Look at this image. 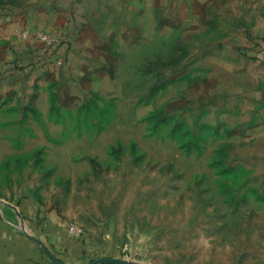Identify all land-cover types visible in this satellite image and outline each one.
I'll return each instance as SVG.
<instances>
[{
	"label": "rangeland",
	"instance_id": "rangeland-1",
	"mask_svg": "<svg viewBox=\"0 0 264 264\" xmlns=\"http://www.w3.org/2000/svg\"><path fill=\"white\" fill-rule=\"evenodd\" d=\"M24 2L0 0V62ZM154 28L111 27L110 78L53 92L46 118L0 96V200L44 195L127 264H264V67L233 26Z\"/></svg>",
	"mask_w": 264,
	"mask_h": 264
},
{
	"label": "crops",
	"instance_id": "crops-1",
	"mask_svg": "<svg viewBox=\"0 0 264 264\" xmlns=\"http://www.w3.org/2000/svg\"><path fill=\"white\" fill-rule=\"evenodd\" d=\"M129 13L141 22L151 19L158 35L177 27L233 26L230 44L264 67V0H26L10 20L28 33L47 34L49 41L32 33L15 39L0 62V96L43 106L46 118L53 92L76 96L88 90L86 81L109 79L105 41L111 40V27L127 25ZM44 199L23 195L17 206L0 200V264H57L43 244L66 264H119L96 262L119 258L109 231L80 229Z\"/></svg>",
	"mask_w": 264,
	"mask_h": 264
},
{
	"label": "water",
	"instance_id": "water-1",
	"mask_svg": "<svg viewBox=\"0 0 264 264\" xmlns=\"http://www.w3.org/2000/svg\"><path fill=\"white\" fill-rule=\"evenodd\" d=\"M19 216H21L20 212L18 211ZM45 252L49 255V257L56 262L57 264H66L61 261L45 244L42 245ZM97 263H119V264H127L124 259L121 258H112V257H102L96 260Z\"/></svg>",
	"mask_w": 264,
	"mask_h": 264
},
{
	"label": "built area",
	"instance_id": "built-area-1",
	"mask_svg": "<svg viewBox=\"0 0 264 264\" xmlns=\"http://www.w3.org/2000/svg\"><path fill=\"white\" fill-rule=\"evenodd\" d=\"M30 33H32L31 35H33V36H35V37H39V38L44 39L45 41H49V37H48V35L45 34V33H42V32H33V31H30ZM30 33L25 32V33H24V36L27 35V34L29 35Z\"/></svg>",
	"mask_w": 264,
	"mask_h": 264
},
{
	"label": "trees",
	"instance_id": "trees-1",
	"mask_svg": "<svg viewBox=\"0 0 264 264\" xmlns=\"http://www.w3.org/2000/svg\"><path fill=\"white\" fill-rule=\"evenodd\" d=\"M3 71V69H0V72Z\"/></svg>",
	"mask_w": 264,
	"mask_h": 264
}]
</instances>
